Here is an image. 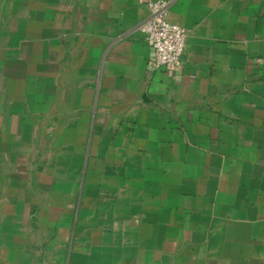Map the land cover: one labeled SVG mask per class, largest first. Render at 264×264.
<instances>
[{
	"label": "crops",
	"instance_id": "0c3cea01",
	"mask_svg": "<svg viewBox=\"0 0 264 264\" xmlns=\"http://www.w3.org/2000/svg\"><path fill=\"white\" fill-rule=\"evenodd\" d=\"M0 0V264H264V0Z\"/></svg>",
	"mask_w": 264,
	"mask_h": 264
},
{
	"label": "built area",
	"instance_id": "2783aa9c",
	"mask_svg": "<svg viewBox=\"0 0 264 264\" xmlns=\"http://www.w3.org/2000/svg\"><path fill=\"white\" fill-rule=\"evenodd\" d=\"M149 16L140 25L150 46V68H174L186 45V31L168 19V0H141Z\"/></svg>",
	"mask_w": 264,
	"mask_h": 264
}]
</instances>
